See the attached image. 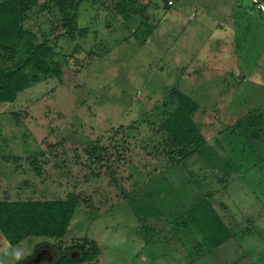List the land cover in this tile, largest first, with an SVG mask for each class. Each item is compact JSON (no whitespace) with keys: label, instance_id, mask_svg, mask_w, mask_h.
Returning <instances> with one entry per match:
<instances>
[{"label":"rangeland","instance_id":"374dc122","mask_svg":"<svg viewBox=\"0 0 264 264\" xmlns=\"http://www.w3.org/2000/svg\"><path fill=\"white\" fill-rule=\"evenodd\" d=\"M45 3L22 7L21 25L51 47L61 80L38 75L0 103V201L76 206L60 239L0 235V264L82 240L97 255L80 264H264V4L78 0L68 37ZM13 50L0 70L26 59L24 40ZM172 89L197 104L206 140L182 160L160 127ZM200 201L230 233L214 250L186 214Z\"/></svg>","mask_w":264,"mask_h":264},{"label":"trees","instance_id":"16d2710c","mask_svg":"<svg viewBox=\"0 0 264 264\" xmlns=\"http://www.w3.org/2000/svg\"><path fill=\"white\" fill-rule=\"evenodd\" d=\"M129 1L133 3L134 0ZM257 1L264 4L262 0ZM77 2L78 0H46L43 5L47 7L52 3L57 9L60 28L63 30L61 35L72 36L76 15H69L67 9ZM35 5L36 0H0V53L3 56L7 54L6 56L10 58L14 51L13 45L24 40L27 54L20 66L0 70V103L13 102L18 93L37 82L38 75L53 76L61 80L57 64L50 60L51 47L44 42L35 44L34 35L22 28L21 8L29 11ZM115 11L122 14L124 9L119 4L116 5ZM27 68L31 69V74L25 73ZM170 98L175 104L174 108L161 122L160 127L166 135L168 147L172 149L171 155L182 160L203 149L206 140L191 119L198 108L197 104L176 89L170 91ZM163 191L167 193L166 188ZM75 206L76 201L72 195H67L63 200L52 201H0V235L8 246H15L29 237L60 239L65 233ZM186 214L209 249L214 250L229 239V231L214 214L208 202L200 201L192 205L186 210ZM86 244L87 242L82 240L80 245L68 249L79 253L77 260L62 256L55 264L92 262L97 255L96 247L90 243L89 248L84 251L83 246ZM57 250L60 253L68 251ZM14 264H21V261Z\"/></svg>","mask_w":264,"mask_h":264},{"label":"water","instance_id":"95a60500","mask_svg":"<svg viewBox=\"0 0 264 264\" xmlns=\"http://www.w3.org/2000/svg\"><path fill=\"white\" fill-rule=\"evenodd\" d=\"M264 1V0H262ZM47 247V245H45ZM64 256H67L66 253L64 254ZM69 259L72 260H77L79 258V253L75 252V251H71V254L68 256ZM40 258L44 261L43 264H54L55 261L51 260V254L49 253V251L45 250V249H41V252L35 254L32 259L31 262L33 264H40L39 260Z\"/></svg>","mask_w":264,"mask_h":264},{"label":"flooded vegetation","instance_id":"af4514ba","mask_svg":"<svg viewBox=\"0 0 264 264\" xmlns=\"http://www.w3.org/2000/svg\"><path fill=\"white\" fill-rule=\"evenodd\" d=\"M34 252L32 253V255H31V257H30V259L27 261V264H33L32 262H31V259H32V257L35 255V254H37V253H39V252H41V249H34L33 250ZM49 251V253L51 254V260L52 261H55V263L56 262H58L60 259H61V257L62 256H64V254L67 252L69 255L71 254V250L70 251H65V253H60L59 251H51V250H48ZM67 253H66V255H67ZM69 255H67V256H69ZM40 262V264H43V260L40 258V260H39ZM54 263V264H55Z\"/></svg>","mask_w":264,"mask_h":264},{"label":"built area","instance_id":"2783aa9c","mask_svg":"<svg viewBox=\"0 0 264 264\" xmlns=\"http://www.w3.org/2000/svg\"><path fill=\"white\" fill-rule=\"evenodd\" d=\"M176 0H165L166 7H172L175 4Z\"/></svg>","mask_w":264,"mask_h":264},{"label":"clouds","instance_id":"9594fccd","mask_svg":"<svg viewBox=\"0 0 264 264\" xmlns=\"http://www.w3.org/2000/svg\"><path fill=\"white\" fill-rule=\"evenodd\" d=\"M21 254L19 252L16 253V259H21Z\"/></svg>","mask_w":264,"mask_h":264}]
</instances>
